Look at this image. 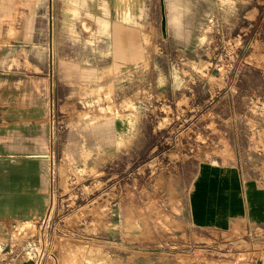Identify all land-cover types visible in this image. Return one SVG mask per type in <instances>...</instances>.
I'll use <instances>...</instances> for the list:
<instances>
[{
  "label": "rangeland",
  "instance_id": "rangeland-1",
  "mask_svg": "<svg viewBox=\"0 0 264 264\" xmlns=\"http://www.w3.org/2000/svg\"><path fill=\"white\" fill-rule=\"evenodd\" d=\"M105 3L140 37L136 64L114 67L111 39L90 16L99 0H83L78 15L67 0H14V44L4 43L0 72L19 88L50 76L62 144L49 212L8 229L0 264L264 260L258 228L195 230L188 212L203 163L264 178V0ZM79 126L97 131V170L70 152Z\"/></svg>",
  "mask_w": 264,
  "mask_h": 264
},
{
  "label": "crops",
  "instance_id": "crops-1",
  "mask_svg": "<svg viewBox=\"0 0 264 264\" xmlns=\"http://www.w3.org/2000/svg\"><path fill=\"white\" fill-rule=\"evenodd\" d=\"M67 1L66 11L78 15L83 0ZM106 1L99 0L98 15L90 16L98 23V29L104 27L111 39L108 49L114 55V67L120 69L123 65L136 64L143 55L140 37L111 19ZM115 2L129 5L132 0ZM174 9L180 10L177 5ZM174 19L178 22V15ZM88 27L85 24V28ZM4 43L14 44V0H0V57L7 56ZM63 65L62 62V71ZM96 75L97 69L85 74L87 78ZM53 90L48 74L28 78L19 88L14 78L0 72L1 246H7L8 229H12L15 222L40 217L51 208L57 170L54 155L62 144L59 140L62 136L58 137L56 132L57 115L52 114L56 103ZM111 123L112 120L106 119L98 123L97 128L103 131ZM67 141L71 154L80 163L86 161L90 169H98L96 130L84 131L79 126L68 134ZM86 175L92 192L95 178L93 173ZM188 212L195 230L227 232L245 223L264 232V186L244 179L236 163H203L189 197ZM196 264H234V261L202 257ZM239 264H264V260Z\"/></svg>",
  "mask_w": 264,
  "mask_h": 264
},
{
  "label": "built area",
  "instance_id": "built-area-1",
  "mask_svg": "<svg viewBox=\"0 0 264 264\" xmlns=\"http://www.w3.org/2000/svg\"><path fill=\"white\" fill-rule=\"evenodd\" d=\"M52 114L53 116L55 117V105L54 107L52 108ZM243 176H244V179H249V180H254L255 182H257V184L261 185V186H264V178L263 177H256L254 175H249L248 173H243Z\"/></svg>",
  "mask_w": 264,
  "mask_h": 264
}]
</instances>
